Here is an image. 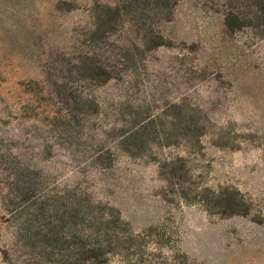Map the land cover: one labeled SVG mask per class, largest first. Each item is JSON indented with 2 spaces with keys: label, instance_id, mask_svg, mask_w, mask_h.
I'll list each match as a JSON object with an SVG mask.
<instances>
[{
  "label": "rangeland",
  "instance_id": "rangeland-1",
  "mask_svg": "<svg viewBox=\"0 0 264 264\" xmlns=\"http://www.w3.org/2000/svg\"><path fill=\"white\" fill-rule=\"evenodd\" d=\"M88 248L264 264L259 0H0V264Z\"/></svg>",
  "mask_w": 264,
  "mask_h": 264
},
{
  "label": "trees",
  "instance_id": "trees-1",
  "mask_svg": "<svg viewBox=\"0 0 264 264\" xmlns=\"http://www.w3.org/2000/svg\"><path fill=\"white\" fill-rule=\"evenodd\" d=\"M260 1V6H261V11L264 13V0H259ZM237 15H235L233 12H229L228 15L226 16V24L228 27L231 28H238L244 25L242 22L239 24L235 25V21L239 20ZM102 253V249H99L96 251L95 248H88L87 249V255L85 256V264H100L99 257ZM84 264V263H81Z\"/></svg>",
  "mask_w": 264,
  "mask_h": 264
}]
</instances>
